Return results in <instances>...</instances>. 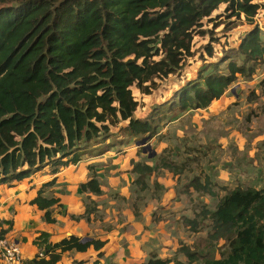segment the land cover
Returning <instances> with one entry per match:
<instances>
[{
  "label": "trees",
  "instance_id": "obj_1",
  "mask_svg": "<svg viewBox=\"0 0 264 264\" xmlns=\"http://www.w3.org/2000/svg\"><path fill=\"white\" fill-rule=\"evenodd\" d=\"M221 5L229 16H243L249 23L261 7L254 0H0V184L21 181L43 168L56 173L77 164L86 144L103 139L120 122H126L130 134L154 135L155 120L176 110L206 108L238 75L251 74L264 60V31L258 25L241 37L237 54L204 65L196 79L155 105L148 118L133 115L138 102L131 87L150 94L156 79L178 71L192 55L193 37L204 33L203 19L211 20ZM205 48L212 56V47ZM152 170L139 162L132 168L138 175ZM54 183L55 178L43 183L30 201L48 223L55 222L53 206H61L58 197L43 195ZM78 190L96 196L103 192L95 175ZM90 212L86 206L75 218L88 220ZM201 213L210 221L206 239L226 244L218 257L203 264H264V185L235 187ZM32 243L38 251L23 264H57L64 252L89 247L100 257L106 240L70 235L51 241L41 231ZM179 250L187 261L152 254L141 264L196 260L189 247Z\"/></svg>",
  "mask_w": 264,
  "mask_h": 264
},
{
  "label": "rangeland",
  "instance_id": "obj_2",
  "mask_svg": "<svg viewBox=\"0 0 264 264\" xmlns=\"http://www.w3.org/2000/svg\"><path fill=\"white\" fill-rule=\"evenodd\" d=\"M254 1L261 7L253 23L243 16H229L224 5L212 13L211 20L203 19L204 33L193 37L192 55L184 58L178 71L156 79L150 94L131 87L138 102L133 115L148 118L155 105L196 79L204 65L224 54H237L241 37L252 26L264 31V0ZM207 45L212 47V56ZM237 57L242 61L243 56ZM155 121L154 135L130 134L126 122L111 126L109 134L86 144L81 160L61 167L55 183L45 188V195H58L62 200L52 212L56 225H64L68 216L76 222L86 206L91 208L89 219L83 218L90 227L86 234L107 241L98 264H141L152 254L187 261L179 250L183 245L196 252L192 264L218 257L226 250L225 240L206 239L210 221L202 216V209L212 210L235 187L264 185V60L251 74L238 75L206 108L176 110ZM143 138L146 141L139 144ZM136 162L151 165L153 170L138 175L132 171ZM92 175L100 182L103 192L99 196L78 190ZM50 177L48 171L33 174L20 188L27 193ZM202 184L211 192L196 187ZM8 186H1L0 191ZM79 202L82 214L76 210ZM90 257H95L91 248Z\"/></svg>",
  "mask_w": 264,
  "mask_h": 264
},
{
  "label": "crops",
  "instance_id": "obj_3",
  "mask_svg": "<svg viewBox=\"0 0 264 264\" xmlns=\"http://www.w3.org/2000/svg\"><path fill=\"white\" fill-rule=\"evenodd\" d=\"M43 171H48L49 174H51L50 178H55L56 181L57 174L60 171V168L56 173L51 172L48 168H43L42 170H39L33 174L40 173ZM33 174L21 181H14L11 184H0V188L3 185H9L8 187H5L0 191V232H3L2 235H5L10 239H12L10 236L11 234L18 236L17 238L12 240H14L19 245L24 260L32 258L37 253L38 249L32 242L33 239L41 231L48 232L50 234L51 241H58L61 238L68 237L70 235H76L83 238L92 237L91 235L89 236L86 234V232H88L89 230L88 228L90 227L86 225L83 218H80L76 222H72L68 220V216V219H65V224L61 226L56 225L57 221L54 223H48L44 221V211L38 209L37 206L35 204H31L30 201L37 196L38 190L41 188L42 184L51 179H47L43 182H40L34 188H31L29 192L25 193L24 190L20 188L22 187L21 182L24 180H26V182L29 181ZM45 193L46 192L44 189L43 195L48 196L45 195ZM50 196H55L60 199V196L58 195ZM24 199H26L27 203L24 201ZM60 203H62L61 199ZM79 204L80 205L76 210L77 212H79L78 214H82L83 206L80 202ZM68 205L71 207V203H68ZM56 206L58 205H54L53 208H55ZM52 216L55 217L54 215ZM5 221H12L11 226L9 227V225ZM90 248L94 250L92 247H89L84 252H79L76 250L66 251L62 254L61 260L57 264H73L76 261H83L84 264H93L95 260H99V257L97 256L99 251L94 250L95 257H90L91 260H88ZM102 249L100 250L101 252H103Z\"/></svg>",
  "mask_w": 264,
  "mask_h": 264
},
{
  "label": "built area",
  "instance_id": "obj_4",
  "mask_svg": "<svg viewBox=\"0 0 264 264\" xmlns=\"http://www.w3.org/2000/svg\"><path fill=\"white\" fill-rule=\"evenodd\" d=\"M24 257L19 245L0 234V264H23Z\"/></svg>",
  "mask_w": 264,
  "mask_h": 264
},
{
  "label": "water",
  "instance_id": "obj_5",
  "mask_svg": "<svg viewBox=\"0 0 264 264\" xmlns=\"http://www.w3.org/2000/svg\"><path fill=\"white\" fill-rule=\"evenodd\" d=\"M145 141H146V138H143V139H141V140L139 141V144H140V143L143 144ZM154 154H155V153H154V151H153L152 153L149 154V157H152ZM90 238H91V237H84V238H83V241H84V240H88V239H90Z\"/></svg>",
  "mask_w": 264,
  "mask_h": 264
}]
</instances>
